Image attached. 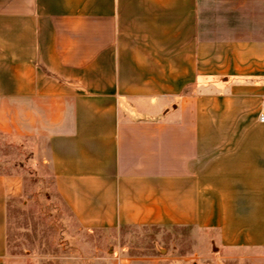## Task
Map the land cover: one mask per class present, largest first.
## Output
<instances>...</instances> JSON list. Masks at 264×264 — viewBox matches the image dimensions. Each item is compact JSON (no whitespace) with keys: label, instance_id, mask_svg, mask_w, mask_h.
Instances as JSON below:
<instances>
[{"label":"crops","instance_id":"obj_1","mask_svg":"<svg viewBox=\"0 0 264 264\" xmlns=\"http://www.w3.org/2000/svg\"><path fill=\"white\" fill-rule=\"evenodd\" d=\"M263 111L264 0H0V264L29 167L84 229L264 252Z\"/></svg>","mask_w":264,"mask_h":264},{"label":"rangeland","instance_id":"obj_2","mask_svg":"<svg viewBox=\"0 0 264 264\" xmlns=\"http://www.w3.org/2000/svg\"><path fill=\"white\" fill-rule=\"evenodd\" d=\"M28 170L22 196L7 204L10 264H264V252L224 255L214 234L186 227L84 229L50 174Z\"/></svg>","mask_w":264,"mask_h":264},{"label":"built area","instance_id":"obj_3","mask_svg":"<svg viewBox=\"0 0 264 264\" xmlns=\"http://www.w3.org/2000/svg\"><path fill=\"white\" fill-rule=\"evenodd\" d=\"M259 121L260 122H264V111L261 113V115L259 116Z\"/></svg>","mask_w":264,"mask_h":264}]
</instances>
